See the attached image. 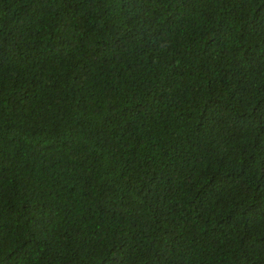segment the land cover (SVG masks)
I'll return each instance as SVG.
<instances>
[{"label":"trees","instance_id":"obj_1","mask_svg":"<svg viewBox=\"0 0 264 264\" xmlns=\"http://www.w3.org/2000/svg\"><path fill=\"white\" fill-rule=\"evenodd\" d=\"M0 264H264V0H0Z\"/></svg>","mask_w":264,"mask_h":264}]
</instances>
